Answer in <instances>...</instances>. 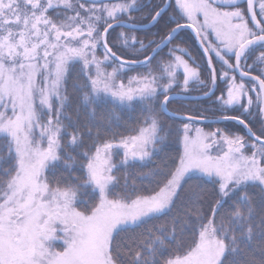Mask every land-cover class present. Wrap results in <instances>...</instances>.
Instances as JSON below:
<instances>
[{
	"label": "snow or ice",
	"instance_id": "snow-or-ice-1",
	"mask_svg": "<svg viewBox=\"0 0 264 264\" xmlns=\"http://www.w3.org/2000/svg\"><path fill=\"white\" fill-rule=\"evenodd\" d=\"M181 33L206 66L180 46L153 65ZM193 84L243 134L181 116L160 159V116ZM0 264H264V0H0Z\"/></svg>",
	"mask_w": 264,
	"mask_h": 264
},
{
	"label": "trees",
	"instance_id": "trees-1",
	"mask_svg": "<svg viewBox=\"0 0 264 264\" xmlns=\"http://www.w3.org/2000/svg\"><path fill=\"white\" fill-rule=\"evenodd\" d=\"M161 4V0H152V5L153 7H155L156 5H160ZM147 15V12H134L132 13V16L135 18L137 23H141L144 25H147V21L144 19V17ZM150 19V17H149ZM165 19H167V17H165ZM160 25H157L156 27H153L151 29V32H156L158 28H160ZM123 29L121 28H117L115 30H113L111 32V43L116 44V37L117 35L122 31ZM137 35L141 38V39H151L152 36L149 33L148 29L147 31H140L137 33ZM186 41L185 43H181V41ZM147 42V40H146ZM184 47L187 48L189 50V52L191 53L192 57H194L196 59V63L198 65H202V66H206V61L202 62L200 57L202 56V53L199 51L195 40L192 39L190 41H188L187 36H185L184 33H181L179 35V37H177L173 43L168 46L166 49H164L159 56L156 57V60L153 61V65L162 60V59H166L168 56V52L170 48H174V47ZM151 51V50H149ZM249 63H251V61H249ZM148 69H141V71H147ZM135 73H129L127 75H123V77H127L128 75H134ZM74 75L72 77H70L69 81H68V91L69 94L73 100L72 103V107H71V111H70V115L72 116L73 120L77 119V109H78V100H77V94L74 93L72 91V84H73V80H74ZM207 73L204 74V76L202 78H207ZM180 78L182 79V73H179ZM124 79V78H123ZM218 86L219 88L224 87L222 82L218 81ZM219 88L217 89L216 95H219ZM206 89H201L199 87L198 84H193L191 87V91L185 95V96H191V97H198V96H202L203 95V91ZM215 100V96H213L211 98V100L207 99V100H202V101H193L192 102H183L181 101L180 103H171L168 106V110L171 113H175V115L177 116H186V115H193V116H205L207 119H216V116L214 115V110H213V101ZM116 115L120 116V120L116 121L115 118H113V125L115 124H119V127H113V131L117 132V133H123L125 135L129 134V130L131 128L137 127V119H142V117H140V113L139 110H137L136 112H132V113H116ZM131 117V118H130ZM79 120L80 122L83 124L85 122V116L83 111L81 110L79 113ZM160 120L161 123L163 124L165 133L171 131L172 135H170L166 141V146L165 149L162 153H160V159H170V158H174L177 156V152L180 150V146L177 144L176 140V132L177 130L182 128V122L179 118H174V117H169L167 115H163L160 116ZM107 122V121H106ZM187 122V121H184ZM205 127L206 130L208 131H212V130H216L217 128H221V129H228L234 133H238V134H243V129L242 126L237 125L233 122H225L221 123V124H216V125H202ZM259 126L257 125V128ZM151 167V165L149 166ZM149 167H145V168H136V169H132L130 170L131 175L129 176V184L131 185L133 182H140L141 180L143 181V184L145 187H149V177H145L144 173H147L149 171ZM154 186V185H152ZM192 190H196L195 188H193ZM210 187L208 189H206V191H210ZM254 198L259 201L260 199V193L258 191L253 192ZM229 204L231 203V201L228 202ZM228 205H226L227 207ZM153 223H155L157 226L161 223H163V221H154ZM150 226H146L143 229H138L135 233H124L121 234V236L119 237V240L121 242H123V244L125 246H129L132 245L134 243V241H136L139 238L140 233L142 232H146L147 228ZM126 258V257H125Z\"/></svg>",
	"mask_w": 264,
	"mask_h": 264
},
{
	"label": "water",
	"instance_id": "water-1",
	"mask_svg": "<svg viewBox=\"0 0 264 264\" xmlns=\"http://www.w3.org/2000/svg\"><path fill=\"white\" fill-rule=\"evenodd\" d=\"M117 28H119V27H117ZM117 28H115V29H117ZM153 28V27H152ZM151 28V29H152ZM147 29H148V26L147 25H145V27H144V29L142 30V31H147ZM189 32H190V30H188ZM179 37V36H178ZM193 39L195 40V38H194V36H193ZM173 43V42H172ZM195 43H196V45H197V47H198V49H199V44H198V42L195 40ZM171 45V44H170ZM169 45V46H170ZM166 49V48H165ZM164 50V49H163ZM199 51H200V49H199ZM208 98H205L203 95L202 96H198V97H191V96H183L182 98H181V101H183V102H192V100L193 101H202V100H207ZM169 113H171L170 111H169ZM167 116H169V117H174V118H179V117H181V116H177V115H167ZM225 122H230V121H219V122H216V119H206V120H200V119H197V120H195V121H193V124H196V125H216V124H221V123H224L225 124ZM234 123V122H233Z\"/></svg>",
	"mask_w": 264,
	"mask_h": 264
},
{
	"label": "rangeland",
	"instance_id": "rangeland-1",
	"mask_svg": "<svg viewBox=\"0 0 264 264\" xmlns=\"http://www.w3.org/2000/svg\"><path fill=\"white\" fill-rule=\"evenodd\" d=\"M193 58H194V57H193ZM108 70L111 71V68H109ZM180 72L182 73V70H181ZM182 75H183V73H182ZM123 78H124V80H125V82H126V81H127V77H123ZM194 126H195V127H201V128H203V130H204L205 132H211V131L206 130L205 127L202 126V125H195V124H194ZM212 131H214V130H212Z\"/></svg>",
	"mask_w": 264,
	"mask_h": 264
}]
</instances>
